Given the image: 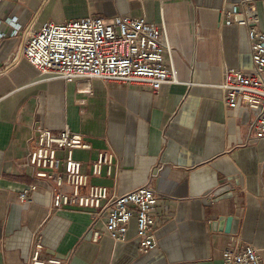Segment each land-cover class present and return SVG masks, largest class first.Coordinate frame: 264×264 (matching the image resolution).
<instances>
[{
	"label": "crops",
	"instance_id": "0c3cea01",
	"mask_svg": "<svg viewBox=\"0 0 264 264\" xmlns=\"http://www.w3.org/2000/svg\"><path fill=\"white\" fill-rule=\"evenodd\" d=\"M242 1L65 0V18L110 19L119 12L163 23L173 47L164 58L172 61L177 81L153 92L93 78L86 91L80 81L40 79L25 58L0 73V264H29L36 236L41 257L65 264H223L231 236L254 245L264 261V139L244 125L243 107L224 105L220 87L225 66L252 65L246 26L235 15L225 24L224 11L233 5L240 11ZM251 1L264 30V0ZM19 6L0 0V17L17 14ZM39 9L26 10L27 22L38 21ZM18 40L4 39L0 65L11 61ZM38 126L54 133L67 126L83 134L90 148L72 154L87 174L97 152L112 149L110 169L104 164L99 175L89 176L109 195L153 177L155 248L138 253L134 217L123 241L114 242L101 224L99 238L92 240L90 209L54 207L57 188L22 164ZM60 190L71 192L67 186ZM23 191L28 200L20 199Z\"/></svg>",
	"mask_w": 264,
	"mask_h": 264
},
{
	"label": "built area",
	"instance_id": "2783aa9c",
	"mask_svg": "<svg viewBox=\"0 0 264 264\" xmlns=\"http://www.w3.org/2000/svg\"><path fill=\"white\" fill-rule=\"evenodd\" d=\"M226 9L225 24L233 23L235 14H242L237 23L246 26L252 65L249 69L225 66L220 87L224 91L223 103L228 109L243 107L248 131L264 139V30L258 25L259 17L251 0ZM3 25H9L8 31ZM21 25H37L21 30ZM8 36L19 40L9 63L0 65L4 72L19 58H25L38 72L40 79L61 78L80 81L84 90L90 91L93 78L115 81L124 85L149 87L157 92L162 84L176 82L172 61L167 63L164 52L169 55L173 47L165 37L164 24L115 13L110 19L97 15L65 18L61 21L46 19L22 24L19 16L9 13L0 17V48ZM37 139L22 164L30 165L34 175L45 178L57 188L53 205H76L90 209V238L97 240L102 230L114 242L126 238L128 223L135 218V235L138 253H147L156 247L154 229L157 192L149 179L142 185L120 194H108L104 185L91 184L90 175H99L102 166L110 164L112 149H100L92 162L91 174L81 170V162L73 157V149H88L90 143L84 135L67 126L54 133L49 128L38 126ZM109 172V171H108ZM67 186L71 192L60 190ZM35 185L31 184L30 189ZM21 200H28L26 192ZM41 239L36 236L29 255V264H65L62 258H43ZM223 264H264L258 249L242 243L231 236L222 250Z\"/></svg>",
	"mask_w": 264,
	"mask_h": 264
},
{
	"label": "rangeland",
	"instance_id": "374dc122",
	"mask_svg": "<svg viewBox=\"0 0 264 264\" xmlns=\"http://www.w3.org/2000/svg\"><path fill=\"white\" fill-rule=\"evenodd\" d=\"M46 1V2H45ZM6 4H14L16 6L20 3L19 8L16 9L17 14L19 15L22 24L27 23L28 19L23 15L26 10L30 11V14L33 12V9L40 6L39 11L37 12L35 18L38 21L53 19L55 21H61L65 19L64 4L65 0H5ZM9 5H7V8Z\"/></svg>",
	"mask_w": 264,
	"mask_h": 264
},
{
	"label": "water",
	"instance_id": "95a60500",
	"mask_svg": "<svg viewBox=\"0 0 264 264\" xmlns=\"http://www.w3.org/2000/svg\"><path fill=\"white\" fill-rule=\"evenodd\" d=\"M235 19L236 20H241L242 19V14H240V13H238V14H235ZM228 222H229V218L227 219V225L226 226H228ZM215 225L217 224V222L216 223H214ZM227 230V229H226Z\"/></svg>",
	"mask_w": 264,
	"mask_h": 264
}]
</instances>
